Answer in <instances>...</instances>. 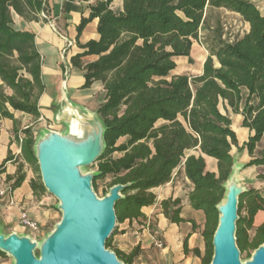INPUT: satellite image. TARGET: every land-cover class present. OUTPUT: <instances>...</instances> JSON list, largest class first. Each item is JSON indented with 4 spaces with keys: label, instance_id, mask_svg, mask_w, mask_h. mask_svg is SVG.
<instances>
[{
    "label": "trees",
    "instance_id": "obj_1",
    "mask_svg": "<svg viewBox=\"0 0 264 264\" xmlns=\"http://www.w3.org/2000/svg\"><path fill=\"white\" fill-rule=\"evenodd\" d=\"M113 1L99 0L91 7L89 18H83L79 33L99 19V39L81 46L83 53L72 59L84 73L83 88L100 82L106 93L97 110L106 130V149L91 167H96L98 173L93 185L96 190L97 182L108 177L112 178L109 190L119 184L130 185L116 206L118 222L124 223L146 218L142 209L153 206L157 199L152 190L184 172L194 185L190 204L205 214L202 235L206 252L202 264H210L219 220L217 206L232 173L233 147L247 149L251 160L244 168L264 167V147L259 149L264 137V16L250 0H124L119 13L111 9ZM211 9L239 14L249 30L228 42L218 27L206 46L200 30ZM48 10V0H0V118L14 120L17 141V122L9 108L38 120L45 85L35 34L17 30L12 13L26 21H39L41 13ZM193 41H200L209 51L203 75L170 78L177 66L175 58L190 57ZM88 56H96L97 60L84 65L82 59ZM6 89L12 94L7 95ZM242 89L249 92L243 110ZM252 98L258 100L256 105L251 104ZM221 102H226L235 114H242L243 126L251 132L242 148L232 120L221 111ZM23 134L21 158L38 173L35 135L32 128ZM122 139L126 140L120 142ZM202 155L217 160V173L207 171ZM12 160L14 156L9 154L0 171ZM23 169L24 164H20L13 189L25 181ZM258 178L264 182V173ZM31 186L35 192L45 190L36 181ZM161 206L172 223L186 222L181 218V200L163 201ZM259 211H264V195L250 189L240 197L237 231L239 249L248 258L251 251L264 244V224L253 237L249 234ZM184 251L189 252L187 242ZM115 252L125 264H134L141 250L137 247L129 254ZM193 253L201 257L198 249Z\"/></svg>",
    "mask_w": 264,
    "mask_h": 264
},
{
    "label": "crops",
    "instance_id": "obj_2",
    "mask_svg": "<svg viewBox=\"0 0 264 264\" xmlns=\"http://www.w3.org/2000/svg\"><path fill=\"white\" fill-rule=\"evenodd\" d=\"M98 1L77 0L71 2L67 0H48L49 10L47 14L56 26V30L47 21H26L15 12L12 13L14 26L17 30L30 31L35 34V44L42 56L41 71L45 92L39 101L41 117L38 120H35L31 115L16 112L9 108L17 122L16 128L19 132L20 141L16 139L14 120L0 118V166L7 160L9 154L14 156V160L8 162L4 169L0 171V232L5 235L17 233L41 239L51 232L61 220V213L56 207L57 202L53 196L42 189L35 192L31 186L33 181H36L39 185H42V183L37 180L34 168L26 164L21 158V139L23 140L25 137L23 131L27 128H32L35 140L41 132L46 130L66 133L70 128L77 129L76 123L69 124L70 119L68 115L70 109H85L96 113L104 100L106 93L103 84L96 82L90 88L84 89V73L72 63V59L75 56L83 53L84 50L81 46L92 40L99 39L97 31L99 19H94L88 23L81 33L78 31L83 18H89L91 7L95 6ZM250 1L264 16V0ZM123 4L124 0H114L111 9L117 13L122 12ZM211 10L225 13L235 18L242 27L240 37L249 30V25L244 22L239 14L226 9ZM218 27L222 28L219 23L215 26L211 25L208 16L206 25L200 30V38L204 39L202 42L206 46L213 39L215 29ZM66 39L73 42V47L68 49L65 59L63 50L67 48ZM208 57L209 51L206 47L200 41H193L190 57L175 58L177 66L170 73L169 77L183 75L196 77L203 75L204 64ZM96 60V56H88L84 57L82 62L86 65ZM214 61L216 67H218L219 65L215 58ZM67 71L68 81L64 87L63 79ZM5 92L7 95L12 94L8 89ZM248 97V90L242 89L241 110L245 108ZM257 103L258 100L252 98L251 104L256 105ZM221 106V111L232 120V129L237 135L239 147L242 148L247 143L251 134L250 130L243 126L244 117L242 114H235L226 102H221ZM123 140L125 141V139ZM263 147L264 137L259 149ZM194 154L199 155L200 153L196 152ZM232 155L241 167L251 160L247 149L239 151L238 148L233 147ZM202 156L205 159L207 171L217 173V160L206 155ZM20 164H24L23 172L26 178L20 187L13 189L12 186L16 180ZM259 168L261 167H255L256 170ZM245 169L243 168L240 171V177L242 178L241 185L244 187ZM9 177L11 178L10 180L8 179ZM255 189L261 191L264 195L260 187ZM153 190H156V188ZM193 190L194 185L182 172L178 175L174 174L168 184L159 187V194L154 192L160 203L170 199L181 200V218L186 220L184 223L175 224L166 217H163L159 226L158 233L165 244V248L160 255L161 259H164L168 264H196V261L201 262L205 256L206 243L202 235L205 227V214L203 211L195 210L191 206L189 194ZM147 208L145 207L144 209ZM24 212L33 221L37 222L41 229L39 233H33L20 224V218ZM263 224L264 211H259L255 217L253 229L249 232L250 236L253 237L256 229ZM119 225L120 228L117 229L112 237L111 249L129 254L130 252L127 251L128 246L125 242L127 236L125 222ZM191 227L193 231H191ZM185 242L188 243V253L184 251ZM195 249L200 251L201 257L194 255L193 250ZM0 264H13V261L6 255L0 254Z\"/></svg>",
    "mask_w": 264,
    "mask_h": 264
},
{
    "label": "water",
    "instance_id": "obj_3",
    "mask_svg": "<svg viewBox=\"0 0 264 264\" xmlns=\"http://www.w3.org/2000/svg\"><path fill=\"white\" fill-rule=\"evenodd\" d=\"M68 117L77 129L43 131L34 145L41 183L58 202L60 222L41 239L0 232V252L13 264H125L107 243L118 229L116 206L130 185H115L102 199L96 195L97 171H82L92 167L106 149L104 123L97 112L85 109L71 108ZM243 168L234 160L224 185L210 264H264V244L242 262L237 243L240 197L248 191L241 185Z\"/></svg>",
    "mask_w": 264,
    "mask_h": 264
},
{
    "label": "rangeland",
    "instance_id": "obj_4",
    "mask_svg": "<svg viewBox=\"0 0 264 264\" xmlns=\"http://www.w3.org/2000/svg\"><path fill=\"white\" fill-rule=\"evenodd\" d=\"M208 12H209L208 16H209L211 25L215 26L217 23H219V25L222 27L223 32H224L225 26H227L229 28V31L227 32V34H231L235 38L240 37V32L242 30V27L235 18L225 13L215 12L214 10H209ZM201 40L204 41V39L202 38ZM65 59H66V56H65ZM66 78L67 76L65 75L63 79V83L66 80ZM220 107L222 109L221 105ZM120 142H124V140L122 139V141ZM115 156L118 157L120 156V154H115ZM37 169H38V173H36V178L38 181L41 182V176H40L38 165H37ZM96 169H97L96 167L93 169L91 167L86 168L85 170L82 171V173L88 174L92 171H95ZM262 173H264V167H261L258 170H256L255 167H249L245 169L244 185L247 188V190L260 187L264 192V182L259 180L258 178L259 174H262ZM111 181H112V178L108 177L106 179L99 180L97 182V189L96 190L94 189V190H95L96 195L100 199L105 197L106 191L109 190V184L111 183ZM152 192L153 193L157 192V194H159V188H156V190H152ZM142 211L145 214L146 218L125 222V226L127 228V236L125 238L126 239L125 242L127 243V246H128L127 251L131 253L135 248L140 247L141 253L138 256V258L135 260L134 264H168L165 262L164 259H161V255H160L162 250L165 247L163 249H160L154 245L155 239H161V236L158 233V229L163 220V217H165L163 213V208L161 206V203L158 201V198L156 199V202L153 206H150L147 209H142ZM242 214L245 215V212H243ZM60 216L62 217V214ZM188 219L190 220V218ZM119 224L121 223L118 222V228H120ZM191 231H193L192 227H191ZM251 254H253L252 251H251ZM249 260L250 258L247 257L246 252L241 253L242 262H247ZM196 264H202V261L201 262L196 261Z\"/></svg>",
    "mask_w": 264,
    "mask_h": 264
},
{
    "label": "built area",
    "instance_id": "obj_5",
    "mask_svg": "<svg viewBox=\"0 0 264 264\" xmlns=\"http://www.w3.org/2000/svg\"><path fill=\"white\" fill-rule=\"evenodd\" d=\"M41 18L43 20L47 21L48 23H50L51 26L53 27V29L56 30V26L50 20L51 18L46 12L41 13ZM228 31H229V28L227 26H225L224 32H223V39L228 41V42H233L236 38L234 36H232L231 34H227ZM66 42H67V48L65 50H63V56L64 57L67 55L68 49L73 47L72 41L66 39ZM66 76H67V78L63 83L64 85H66L67 81H68V71L66 72ZM21 141H22V139H21ZM20 224L22 226H24L25 228L31 230L33 233H39L41 231L37 222L33 221L25 212L21 215ZM154 245L160 249L164 248V242L161 239H155Z\"/></svg>",
    "mask_w": 264,
    "mask_h": 264
}]
</instances>
